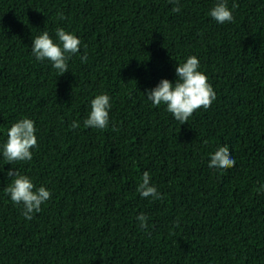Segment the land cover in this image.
Listing matches in <instances>:
<instances>
[{
	"label": "trees",
	"instance_id": "obj_1",
	"mask_svg": "<svg viewBox=\"0 0 264 264\" xmlns=\"http://www.w3.org/2000/svg\"><path fill=\"white\" fill-rule=\"evenodd\" d=\"M217 2L0 0V264H264V0H227L224 24ZM58 27L81 41L61 75L31 52ZM189 56L217 98L180 124L146 92ZM101 93L108 127H84ZM22 118L37 146L9 164L2 145ZM221 146L235 166L209 168ZM8 170L51 192L31 220L5 192ZM145 171L161 199L136 191Z\"/></svg>",
	"mask_w": 264,
	"mask_h": 264
},
{
	"label": "clouds",
	"instance_id": "obj_2",
	"mask_svg": "<svg viewBox=\"0 0 264 264\" xmlns=\"http://www.w3.org/2000/svg\"><path fill=\"white\" fill-rule=\"evenodd\" d=\"M176 5L172 8L175 13L180 12L179 0H169ZM237 5L233 3L232 7ZM209 15L219 24L233 20L232 11L227 6V0H218L210 9ZM58 43L54 42L47 31H43L32 40L31 52L37 61L47 59L51 66L57 70L58 75L68 70V61L80 50V39L63 28L55 31ZM82 63L87 61V54L80 57ZM200 61L196 56H189L182 63L177 64L175 72L177 79L170 82L161 79L151 90L146 92V97L156 107L166 105V111L184 124L189 117L199 108L207 109L216 100V93L208 83V77L200 70ZM111 108L110 97L105 94H97L90 101V111L83 121L84 127L106 129L109 124V109ZM71 127H80L77 121H73ZM34 122L28 118H22L14 122L7 129V139L2 145L4 159L13 164L18 161H29L32 159V148L37 146ZM235 159L232 157L227 146L218 147L210 154L209 168L228 169L234 167ZM7 175L12 178L11 183L5 189L14 205H22V215L25 219L31 220L34 213H39L41 206L51 198V192L43 185L36 187L31 178L21 174L17 170H8ZM151 177L147 171L143 173L142 182L139 183L136 191L141 197H153L161 199L157 188L150 183ZM264 189V185L260 186ZM136 219L140 227L147 230V216L139 214Z\"/></svg>",
	"mask_w": 264,
	"mask_h": 264
}]
</instances>
